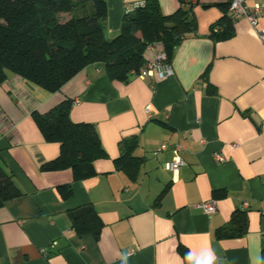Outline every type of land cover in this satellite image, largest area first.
Here are the masks:
<instances>
[{
	"label": "crops",
	"instance_id": "1",
	"mask_svg": "<svg viewBox=\"0 0 264 264\" xmlns=\"http://www.w3.org/2000/svg\"><path fill=\"white\" fill-rule=\"evenodd\" d=\"M144 0H107V36L121 31L126 7ZM165 14L181 0H159ZM227 0L194 4L196 34L175 48L174 74L111 79L91 64L62 88L30 87L7 72L0 82V164L20 195L0 206V264H185L180 246L197 264H264V14L256 26L233 20L235 34L210 36ZM264 0H247L253 7ZM209 82L218 90L211 93ZM65 99L75 122L95 123L107 157L97 174L74 180L71 168L42 170L60 154L34 119ZM137 138L134 173L115 159ZM163 142L168 144L160 150ZM181 146L184 164L165 165ZM225 160L219 162L215 154ZM70 185L64 197L60 185ZM214 199L217 209L199 206ZM91 204L104 226L100 237L78 233L72 214ZM238 210L248 231L222 237Z\"/></svg>",
	"mask_w": 264,
	"mask_h": 264
},
{
	"label": "trees",
	"instance_id": "2",
	"mask_svg": "<svg viewBox=\"0 0 264 264\" xmlns=\"http://www.w3.org/2000/svg\"><path fill=\"white\" fill-rule=\"evenodd\" d=\"M88 4L89 13L76 14L79 6ZM218 6L223 13L211 24L210 36L229 39L235 34L229 2ZM193 11L190 0L172 14L162 11L159 0H144L126 11L119 34L108 37L107 0H0V82L12 72L30 87L55 92L87 66L98 64L111 79L128 83L144 67L149 44L161 42L170 62L180 41L196 34ZM208 86L211 93H218L210 82ZM72 105L71 99H65L47 112L33 115L44 138L60 144L59 156L44 163L42 170L71 168L74 180H83L97 174L96 161L107 157V152L95 123L72 120ZM137 143L135 136L124 142L122 155L115 159L118 168L136 171L141 161L133 154ZM59 189L64 197L72 194L70 185ZM19 195L12 175L0 164V206ZM72 219L76 232L100 237L104 223L93 205L78 207ZM248 225L247 212L238 210L219 234L240 237ZM179 250L185 264H197L185 247Z\"/></svg>",
	"mask_w": 264,
	"mask_h": 264
},
{
	"label": "built area",
	"instance_id": "3",
	"mask_svg": "<svg viewBox=\"0 0 264 264\" xmlns=\"http://www.w3.org/2000/svg\"><path fill=\"white\" fill-rule=\"evenodd\" d=\"M195 4L198 0H190ZM229 2V14L233 20L239 18H245L251 25L256 26L260 17L264 14V6L257 3L253 7L247 4V0H227ZM139 2H135L126 7L127 11H131L134 6ZM216 27L215 30H218ZM146 63L137 73L139 78H145L146 76H158L159 78L169 77L174 74L172 65L168 61V56L165 51L164 45L161 42L151 43L147 46L145 51ZM168 144L163 142L160 146V150L166 149ZM181 146L176 145L173 149L174 157L172 160L166 163L165 167L172 171L174 174L179 172L180 166L184 164V161L180 155ZM215 159L219 162L225 160V157L221 153L215 154ZM203 211L207 214L214 212L217 209L216 200L210 199L204 201L199 205Z\"/></svg>",
	"mask_w": 264,
	"mask_h": 264
},
{
	"label": "rangeland",
	"instance_id": "4",
	"mask_svg": "<svg viewBox=\"0 0 264 264\" xmlns=\"http://www.w3.org/2000/svg\"><path fill=\"white\" fill-rule=\"evenodd\" d=\"M91 10V5H83V6H79L76 10V14L77 15H83V14H87L89 13ZM64 17V16H63Z\"/></svg>",
	"mask_w": 264,
	"mask_h": 264
},
{
	"label": "water",
	"instance_id": "5",
	"mask_svg": "<svg viewBox=\"0 0 264 264\" xmlns=\"http://www.w3.org/2000/svg\"><path fill=\"white\" fill-rule=\"evenodd\" d=\"M182 2L186 1V0H181Z\"/></svg>",
	"mask_w": 264,
	"mask_h": 264
}]
</instances>
